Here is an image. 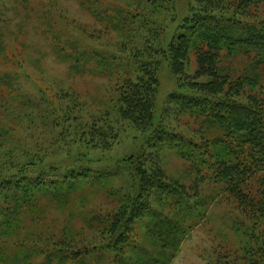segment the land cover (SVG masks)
Returning a JSON list of instances; mask_svg holds the SVG:
<instances>
[{
	"label": "rangeland",
	"instance_id": "obj_1",
	"mask_svg": "<svg viewBox=\"0 0 264 264\" xmlns=\"http://www.w3.org/2000/svg\"><path fill=\"white\" fill-rule=\"evenodd\" d=\"M97 1L0 0V177L24 180L50 167L59 170L52 171L57 177L83 165L121 171L107 187L86 181L71 191L64 188L67 199L64 192L39 188L17 193L19 189L13 188L10 192L18 195L17 200L0 201L9 217L6 225L0 213V264L14 258L23 244L35 251L44 249L46 253L36 252L30 263L46 264L47 253L64 252L66 245L101 250L108 242V234L91 218L119 209L121 195L132 190L127 160L143 147L152 150L145 142L150 139L117 115V86L137 76L136 59L160 61L155 114L166 130L205 145L224 133L218 121L205 120L175 99V94L183 97L190 90L179 85L164 56L184 18L198 10V0ZM224 1L232 11L240 0ZM96 5L123 23L116 27L99 17L93 10ZM257 6L249 12L261 21L264 1ZM242 50H223L220 67L232 81L243 82L241 102L248 96L264 99V57L252 49ZM196 66L192 51L187 72L193 75ZM96 119L119 132L111 150L94 148L77 136L82 130L75 125L84 128ZM159 155L168 178L185 186L191 209L170 205L169 198L153 199L149 214L136 220L131 241L167 251L170 259L165 264H234L232 258L243 254L244 231L252 233L254 221L244 217L238 202L223 192L207 169L198 171L194 163L164 147ZM258 181L251 179L249 189L257 191ZM113 188L120 194L114 195ZM163 216L177 222L169 242L168 228L160 222ZM52 264L64 263L57 255Z\"/></svg>",
	"mask_w": 264,
	"mask_h": 264
},
{
	"label": "trees",
	"instance_id": "obj_2",
	"mask_svg": "<svg viewBox=\"0 0 264 264\" xmlns=\"http://www.w3.org/2000/svg\"><path fill=\"white\" fill-rule=\"evenodd\" d=\"M263 1L240 0L231 11L228 10L229 3L224 0H198V10L184 18L183 25L175 31L164 53L172 74L180 80L179 85L190 90L183 97L175 94V99L181 101L189 111L204 115L205 120L218 121L224 130L223 135L214 137L215 140H210L206 145L200 141H188L166 130L157 121L155 110L160 88V61L136 59L139 62L137 76L127 77L117 86V115L120 121L128 122L144 137H148L147 140L150 139L145 142L151 147V153L143 147L137 156L127 160L133 174L130 179L132 190L121 195L119 209L109 216L94 214L91 218V221L99 222V227L108 234L106 245L101 250L93 246L81 248L66 245L64 252L57 250L47 253L46 264H52L57 255L64 264L167 263L170 259L167 251L158 252L139 245L135 240L131 241L136 220L145 213L149 214L153 199L169 198L172 202L170 205L187 211L191 209L185 186L170 180L161 165L159 151L162 147L191 161L198 171L207 169L223 192L238 202L244 217L254 221L253 232L244 231L243 254L239 258H232L234 264H238V260L242 261L241 264H264V99L248 96L247 102H241L238 97L242 94L243 82L241 79L232 81L230 74L224 73L220 67L221 52L225 49L230 52L252 49L264 57V19H253L249 12L250 7H256ZM93 10L99 17L110 19L116 27L123 23L120 19L115 21L103 6L96 5ZM192 51L197 63L193 75L187 72ZM98 123L101 121L96 119L84 128L75 125L80 132L82 130L77 136L94 148L111 150L119 138V132L111 125ZM52 171L59 170L50 167L38 177H26L24 180L0 177V201L2 197H5V201L9 198L17 200L18 195L13 196L10 192L13 188L19 189L17 193L33 192L39 188L46 193L48 190L60 193L64 192V188L69 191L76 189L77 183L86 181L107 187L121 176V171H107L102 167L93 169L88 165L70 169L69 174L59 173L57 177H52ZM255 178L260 183L257 191L248 187L251 179ZM67 181L69 185L65 187ZM112 192L118 195L121 191L113 188ZM64 194L67 199L68 191ZM0 213L8 225V214L1 206ZM160 222L168 228L165 240L169 242L171 236L174 238L172 234L178 230L177 222L169 216L161 217ZM1 232L0 235H3ZM12 239L15 242L17 237L13 236ZM22 246L14 258H5L4 264H32L30 260L36 252L46 253L44 249L35 251L32 246L28 247L29 244ZM110 253L115 254L113 259ZM222 264L231 262L223 261Z\"/></svg>",
	"mask_w": 264,
	"mask_h": 264
}]
</instances>
